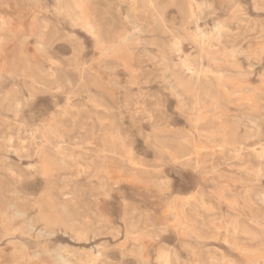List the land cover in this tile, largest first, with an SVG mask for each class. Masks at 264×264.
Here are the masks:
<instances>
[{"label": "rangeland", "instance_id": "374dc122", "mask_svg": "<svg viewBox=\"0 0 264 264\" xmlns=\"http://www.w3.org/2000/svg\"><path fill=\"white\" fill-rule=\"evenodd\" d=\"M59 254L264 264V0H0V264Z\"/></svg>", "mask_w": 264, "mask_h": 264}, {"label": "bare ground", "instance_id": "6f19581e", "mask_svg": "<svg viewBox=\"0 0 264 264\" xmlns=\"http://www.w3.org/2000/svg\"><path fill=\"white\" fill-rule=\"evenodd\" d=\"M61 3H62V1H61ZM153 4V3H152ZM63 6V5H62ZM73 6V5H72ZM65 7V6H64ZM63 7V8H64ZM68 8V7H67ZM65 11V10H64ZM68 11V10H67ZM71 11V10H70ZM62 13V12H61ZM71 16V15H70ZM71 18H72V16H71ZM72 19H74V18H72ZM80 20V19H79ZM223 76V75H222ZM232 126H234L235 128H236V126H235V124H233ZM26 147V146H25ZM263 155V154H262ZM175 195V197H174V204H173V206L175 207V208H177V209H180L184 214H187L188 213V210L186 209V200H184V198L182 197V196H180L179 194H174ZM11 202V201H10ZM14 204V203H13ZM191 217V216H190ZM33 221V220H32ZM31 221V222H32ZM31 224V223H30ZM31 226H33L32 224H31ZM204 227V226H203ZM196 228L197 229H200L201 227L200 226H196ZM208 229V227L206 228V230ZM41 231L42 232H44V233H46V234H48V235H50V236H52V235H54L55 234V231H53V225H51V226H49V227H46L45 229L43 228V230L41 229ZM208 231V230H207ZM206 231V232H207ZM198 232V231H197ZM213 232V231H212ZM71 233V232H70ZM208 233V232H207ZM195 236L197 235V234H195V233H193ZM200 235V234H199ZM198 237V236H197ZM200 237V236H199ZM63 245V244H62ZM242 246V245H241ZM71 251V250H70ZM85 254V253H84ZM170 254V253H169ZM175 255H177V253L175 254ZM174 255V256H175ZM176 257V256H175ZM174 257V258H175ZM164 258V264H167V257L166 256H164L163 257ZM177 258V257H176ZM175 258V259H176ZM63 260V257L59 254L58 255V258H57V260L55 261V262H53V264H61L62 261Z\"/></svg>", "mask_w": 264, "mask_h": 264}]
</instances>
